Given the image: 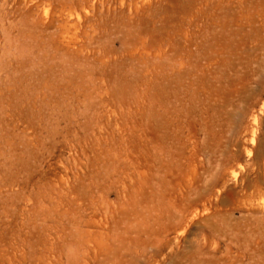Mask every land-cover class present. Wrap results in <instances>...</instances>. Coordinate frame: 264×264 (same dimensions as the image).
<instances>
[{
	"label": "rangeland",
	"instance_id": "obj_1",
	"mask_svg": "<svg viewBox=\"0 0 264 264\" xmlns=\"http://www.w3.org/2000/svg\"><path fill=\"white\" fill-rule=\"evenodd\" d=\"M263 26L264 0H0V264H264ZM158 64L190 89L167 115Z\"/></svg>",
	"mask_w": 264,
	"mask_h": 264
},
{
	"label": "bare ground",
	"instance_id": "obj_2",
	"mask_svg": "<svg viewBox=\"0 0 264 264\" xmlns=\"http://www.w3.org/2000/svg\"><path fill=\"white\" fill-rule=\"evenodd\" d=\"M128 1H130V0H128ZM70 3H71V1H70ZM131 3V2H130ZM131 5V4H130ZM136 5V4H135ZM138 6V5H137ZM138 8V7H137ZM61 9V8H60ZM130 9V8H129ZM128 9V10H129ZM133 12V11H132ZM134 13V12H133ZM136 13V12H135ZM60 20V19H59ZM250 25V24H249ZM66 26V25H65ZM264 27V26H263ZM253 28V27H252ZM256 30V29H255ZM258 30V29H257ZM258 32V31H257ZM247 38V37H246ZM257 38V37H256ZM261 39V41L263 40L262 38H260ZM248 40V39H247ZM254 40V39H253ZM249 41H251L250 39H249ZM257 40H255V43H257V42H260V41H257ZM253 42V41H252ZM262 43V42H261ZM260 43V44H261ZM262 44H264V43H262ZM158 49H159V47H158ZM159 61V60H158ZM156 63V62H155ZM160 63V62H159ZM176 63V62H175ZM183 64V63H182ZM193 64V63H192ZM197 64V63H196ZM195 64V65H196ZM170 65V64H169ZM175 65H177V64H175ZM184 65V64H183ZM172 66V65H171ZM194 66V65H193ZM186 67V66H185ZM185 67H184V69H185ZM197 67V66H196ZM163 68H162V65H157L156 67H155V69H154V74H153V76H152V79H153V83H152V85H153V99H154V106H156V108L158 109H160V110H162V112H164V114H168V113H170V111H172V109L173 108H171L172 106H171V104H172V101H171V98H174V101H176L175 103H177V102H180V98L178 97V95H179V91H181L182 90V88L185 90V92H187V94H188V92H189V90L190 89H186L185 87H184V85H183V80L181 81V75H177V73L174 75V78H171V77H169V75L167 76V75H165L164 73H163V70H162ZM192 69V68H191ZM176 70V69H175ZM186 70H187V68H186ZM189 70V69H188ZM165 71H166V68H165ZM177 71H179V70H177ZM191 71V70H190ZM193 71H195V69L193 70ZM192 71V72H193ZM171 72V71H170ZM186 72V71H185ZM205 73V72H204ZM168 74V73H167ZM170 74V73H169ZM187 74V73H186ZM189 74V73H188ZM200 74V73H199ZM183 76V75H182ZM186 76V75H185ZM184 77V76H183ZM191 77H192V75H191ZM202 77V76H201ZM187 78H189L188 76H187ZM196 79V78H195ZM200 79V78H199ZM193 80H194V78H193ZM200 82V81H199ZM189 83V82H188ZM194 83V82H193ZM193 83L191 84L192 86H193ZM171 84H173L174 85V87L172 88V86H171ZM198 84V83H197ZM188 86V85H187ZM196 87V86H195ZM192 88V87H191ZM194 88V87H193ZM201 88H203V87H201ZM201 88H199V89H201ZM151 92V91H150ZM190 95V94H189ZM151 96V95H150ZM179 96H181V95H179ZM183 97V96H182ZM152 98V97H151ZM185 99V98H184ZM188 100L187 101H189L190 99H192V96H189V98H187ZM197 100V99H196ZM191 101V100H190ZM195 101V100H194ZM196 102V101H195ZM182 104V103H181ZM190 104V103H189ZM193 104V103H192ZM182 107H183V105H182ZM192 107H193V105H192ZM155 108V109H156ZM180 108V107H179ZM178 109V108H177ZM182 109V108H181ZM189 109V108H188ZM178 111V110H177ZM180 111V110H179ZM192 111V110H191ZM173 112V111H172ZM176 112V111H175ZM174 112V113H175ZM189 112V111H188ZM153 113H155V111L153 112ZM179 113V112H178ZM183 113V112H182ZM171 114V113H170ZM172 115H174V114H172ZM189 115V114H188ZM152 116H153V114H152ZM164 116V115H163ZM175 116H178V115H175ZM185 116H186V114H185ZM172 117V116H171ZM153 118V117H152ZM161 118H162V114L159 112V110L155 113V117H154V121H155V124H157V126H159L158 125V123H159V121L161 120ZM170 118V117H169ZM173 120V119H172ZM176 121V120H175ZM172 122H174V121H172ZM153 123V122H152ZM171 123V122H170ZM177 123H179V122H177ZM177 123H176V125H177ZM175 125V126H176ZM170 126V125H169ZM163 128V127H162ZM161 128V129H162ZM172 128V127H171ZM167 129V128H166ZM205 129V128H204ZM203 129V130H204ZM173 130V129H172ZM159 131H160V128H159ZM169 131V130H168ZM167 131V132H168ZM172 132V131H171ZM158 133V132H157ZM157 135V134H156ZM168 135H169V133H168ZM171 135H172V133H171ZM205 135V134H204ZM253 138V137H252ZM170 139V138H169ZM162 140V139H161ZM162 147V146H161ZM159 149V148H158ZM156 150V149H155ZM163 150V149H162ZM171 150V149H170ZM260 150H261V148H260ZM263 151V150H262ZM262 151H260V152H262ZM159 155V154H158ZM162 155V154H161ZM167 156V155H166ZM171 157V156H170ZM156 158V157H155ZM165 158V157H164ZM162 161H163V159H162ZM170 161H172V160H170ZM159 162H160V159H159ZM168 163V162H167ZM161 164V163H160ZM174 165V164H173ZM165 166V165H164ZM168 166V165H167ZM170 166V165H169ZM168 166V167H169ZM157 167V166H156ZM175 167V166H174ZM163 168V167H162ZM165 169V168H164ZM169 169V168H168ZM175 170V169H174ZM189 170V169H188ZM187 170V171H188ZM158 171V170H157ZM163 171V170H162ZM166 171H167V169H166ZM169 171V170H168ZM165 172V171H164ZM189 172V171H188ZM156 172H154V174H155ZM160 174V173H159ZM178 174V173H177ZM233 174H235V173H233ZM165 175V174H164ZM163 175V176H164ZM172 175V174H171ZM175 175H176V171H175ZM187 176H189V175H187ZM191 176V175H190ZM193 176V175H192ZM191 176V177H192ZM233 176V175H232ZM235 176V175H234ZM155 177V176H154ZM158 177H160V176H158ZM171 177V176H170ZM157 178V177H156ZM166 178V177H165ZM182 178V177H181ZM185 178V177H184ZM190 178V177H189ZM186 179L188 180V178L186 177ZM152 180V179H151ZM154 180V179H153ZM194 180V179H193ZM192 180V181H193ZM186 181V180H185ZM160 182V181H159ZM172 182V181H171ZM176 182H177V180H176ZM188 182V181H187ZM186 182V183H187ZM169 183V182H168ZM175 183V182H174ZM178 183V182H177ZM194 183V182H193ZM157 184V183H156ZM161 184V183H160ZM164 184V183H163ZM190 185V184H189ZM175 186V185H174ZM168 188H169V186H167ZM170 187H172V186H170ZM157 188V187H156ZM189 188V187H188ZM165 189H167V188H165ZM176 189V188H175ZM187 190V189H186ZM191 190V189H190ZM157 191V189H155V192ZM162 191H164V190H162ZM189 191V190H188ZM178 192V191H177ZM190 192H192V191H190ZM201 192V191H200ZM161 193H163V192H161ZM188 193V192H187ZM193 193V192H192ZM154 194V193H153ZM176 194V193H175ZM194 194V193H193ZM197 194V193H196ZM173 195V194H172ZM185 195H186V193H185ZM195 195V194H194ZM194 195H191V196H194ZM204 195V194H203ZM179 196V195H178ZM177 197V196H176ZM190 197V196H189ZM159 198V197H158ZM161 198V197H160ZM168 198V197H167ZM195 198H197V197H195ZM166 199V198H165ZM172 199V198H171ZM168 200V199H167ZM183 200V199H182ZM173 201H175L174 199H173ZM164 202H166V201H164ZM176 202H178V201H176ZM182 202V201H181ZM180 202V203H181ZM204 202V201H203ZM168 203V202H167ZM166 203V204H167ZM193 203V202H192ZM204 204V203H203ZM202 204V205H203ZM159 205V204H158ZM172 205V204H171ZM187 205V204H186ZM185 204H184V202L182 203V206L181 207H178V206H176L177 207V210L176 211H174V212H171V214L168 216L170 219V221L169 220H167V223L165 222V220H164V222L166 223L165 225H163V227H162V233L165 235V237H167V235H169L170 233H174V232H176L177 231V229L179 228V227H181L182 225H183V223H184V221H188V220H186V217H188L189 215H191V214H193V213H196V211L197 210H194V209H189L188 210V208H187V206H186ZM192 205V204H191ZM201 205V206H202ZM160 206V205H159ZM162 206V205H161ZM160 206V207H161ZM180 206V205H179ZM198 206H199V204H198ZM166 207V206H165ZM173 207V206H172ZM191 207V206H190ZM194 207H195V205H194ZM158 208V207H157ZM156 208V209H157ZM161 208H163V207H161ZM161 208H160V211H161ZM167 208V207H166ZM155 209V210H156ZM195 209H198L197 208V206H196V208ZM204 209V208H203ZM159 210V209H158ZM163 210V209H162ZM164 210H165V208H164ZM167 210V209H166ZM206 210V209H205ZM162 212V211H161ZM166 212V211H165ZM201 212V211H200ZM170 213V212H169ZM158 214H160V212L158 211ZM204 214V213H203ZM163 215V214H162ZM198 215V214H197ZM165 216V215H164ZM163 216V217H164ZM200 216V215H199ZM155 217V216H154ZM192 217V216H191ZM157 218V217H156ZM194 218H195V216H194ZM194 218H192V219H194ZM153 219V218H152ZM191 219V220H192ZM160 220V219H159ZM189 220H190V217H189ZM206 220V219H205ZM153 221H154V219H153ZM157 222V221H156ZM162 222V221H161ZM155 223V222H154ZM210 223V222H209ZM160 224H162V223H160ZM191 225V224H190ZM205 225H206V223H205ZM211 225H213L212 223H211ZM159 226V225H158ZM208 226V225H207ZM156 227V226H155ZM185 227V226H184ZM183 227V229H186V228H184ZM209 227V226H208ZM210 229H213V230H215V232L217 231L216 229H214V228H212V227H209ZM207 229V228H206ZM157 231V230H156ZM160 232V233H161ZM183 232V231H182ZM211 232V231H210ZM214 232V233H215ZM178 233V232H177ZM201 233V232H200ZM219 233V232H218ZM237 234V233H236ZM162 234H160V236H161ZM194 235V234H193ZM200 235V234H199ZM221 235L223 236V234L221 233ZM213 236H214V234H213ZM221 236V237H222ZM175 237V236H174ZM177 237V236H176ZM195 237V236H194ZM197 237H198V235H197ZM199 237H201L200 239H199V241H201V242H203L204 241V235H202L201 234V236H199ZM224 237V236H223ZM222 237V238H223ZM159 238V237H158ZM231 238V237H230ZM247 238V237H246ZM161 239V238H160ZM221 239V238H220ZM156 241V240H155ZM157 241H159L158 239H157ZM161 241H163V240H161ZM160 241V242H161ZM199 241H197V242H195V245L197 244V248H200L201 247V244H200V242ZM167 242V241H166ZM192 242V241H191ZM216 242V241H215ZM189 243V242H188ZM193 243V242H192ZM204 243H205V241H204ZM168 244V243H167ZM190 244V243H189ZM194 244V243H193ZM214 244V246H216L215 245V243H213ZM161 245V244H160ZM203 245V244H202ZM162 246V245H161ZM168 246V245H167ZM190 246H191V244H190ZM193 248V247H192ZM204 251V250H203ZM3 252H5V251H3ZM2 252V253H3ZM197 252V251H196ZM200 252V251H199ZM202 253V252H201ZM205 253V252H204ZM194 254V253H193ZM199 254V253H198ZM3 255V254H2ZM8 255H9V253H8ZM196 255V254H195ZM1 256V255H0ZM13 256V255H12ZM12 256H11V258H12ZM15 256V255H14ZM201 256V255H200ZM2 257V256H1ZM203 257V256H202ZM204 257H206V256H204ZM213 257V256H212ZM211 257V258H212ZM13 259V258H12ZM11 259V260H12ZM199 259V258H198ZM207 259V258H206ZM213 259V258H212ZM2 259H0V261H1ZM14 260V259H13ZM12 260V261H13ZM196 260H197V258H196ZM195 261V260H194ZM202 261V260H201ZM200 261V262H201ZM207 261V260H206ZM208 261H211L210 259L208 260ZM207 261V262H208ZM227 261H229V260H227ZM190 262V261H189ZM215 262L217 263V260L216 259H214V260H212L210 263H212V264H215ZM10 263V262H9ZM13 263V262H12ZM198 263V262H197ZM2 264V263H1ZM196 264V263H195ZM203 264V263H202ZM224 264V263H223Z\"/></svg>",
	"mask_w": 264,
	"mask_h": 264
}]
</instances>
